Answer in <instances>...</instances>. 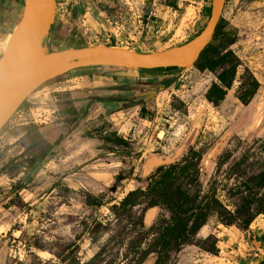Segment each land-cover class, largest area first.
Here are the masks:
<instances>
[{
	"label": "rangeland",
	"instance_id": "obj_1",
	"mask_svg": "<svg viewBox=\"0 0 264 264\" xmlns=\"http://www.w3.org/2000/svg\"><path fill=\"white\" fill-rule=\"evenodd\" d=\"M57 1L53 27L60 48L54 51L83 42L155 52L192 39L204 26L212 0H177L176 8L161 0L150 8L148 0ZM236 1L227 0L222 35L208 50L214 61L232 53L237 65L232 87L218 105L207 99V92L220 84L222 68L200 70L196 65L172 77L155 74L167 73L164 69H77L28 97L0 134V249L10 238L9 264H67L69 256L75 264H144L151 253L157 254V264H225L212 260L220 250L229 259L223 244H238L241 237L264 244V214L248 228L241 222L246 196L264 195V187L252 181L264 173V132L250 148L240 150L264 112V0ZM24 8L25 0H7L1 6L0 58ZM145 12L149 21H144ZM123 70L141 76L124 77ZM159 83L165 85L157 93H146ZM128 99L134 104L128 105ZM251 103L252 116L203 181V157ZM73 109L79 116L74 126L63 122ZM31 123L54 144V155L34 173L6 169L10 158L29 155L24 126ZM105 124L127 138L130 147L108 152L96 138L85 136ZM194 127L198 129L190 150L172 170L173 184L196 196L193 211L204 215L205 222L181 246L172 243L168 258H163L167 251L161 237L173 213L168 198L152 192L150 179L141 181L142 167L150 155L173 154ZM135 190V204L121 206ZM89 194L102 196L103 205H89ZM155 206L157 217L147 226L145 215Z\"/></svg>",
	"mask_w": 264,
	"mask_h": 264
},
{
	"label": "water",
	"instance_id": "obj_2",
	"mask_svg": "<svg viewBox=\"0 0 264 264\" xmlns=\"http://www.w3.org/2000/svg\"><path fill=\"white\" fill-rule=\"evenodd\" d=\"M226 0H212L210 12L200 32L179 46L155 52H141L114 45L70 47L50 51L48 42L57 15V0H25L21 19L13 30L6 49L0 58V131L20 106L44 84L71 71L88 67H116L136 71L152 69H187L195 65L205 48L211 43L222 18ZM11 64V67H9ZM124 77H140L139 72L123 70ZM254 111L251 103L240 119L229 128L207 152L201 162L202 179L205 181L217 163L224 147L237 131L250 119ZM264 112L244 139L241 151H246L264 132L261 122ZM262 128V129H261ZM194 127L180 146L170 156L153 154L145 158L141 181L154 177L159 168L180 162L196 137ZM158 207L150 208L144 223H154ZM205 228V227H204ZM203 228V229H204ZM11 239L0 249V264H8ZM158 256L151 253L144 264H156ZM264 253L251 264H262Z\"/></svg>",
	"mask_w": 264,
	"mask_h": 264
},
{
	"label": "trees",
	"instance_id": "obj_3",
	"mask_svg": "<svg viewBox=\"0 0 264 264\" xmlns=\"http://www.w3.org/2000/svg\"><path fill=\"white\" fill-rule=\"evenodd\" d=\"M153 2L154 0H148L149 8L152 6ZM161 2H163V4L167 7L176 8L177 6V0H161ZM209 12L210 8H208V13ZM147 14L148 13L145 12L144 21H149ZM52 31L53 35L51 37V40L47 44L50 51H54V47L60 48V42L57 41L56 36H54V29ZM220 34L222 35V22L219 23L212 41L220 38ZM211 45L212 43H210L205 48L195 65L200 70L210 71H214L219 67H224L223 71H221L218 75L220 84H213L207 92V99L215 105H218L224 100L227 90L232 87V83L237 73V65L235 62H233L232 53L229 52L224 54L223 56H220L217 60L214 61L210 57V55H208V50L210 49ZM69 46L79 48L86 46V44L81 42L74 45H68V47ZM226 47L227 45L221 47V51ZM227 63H229V65L226 66ZM25 104L26 101L20 106L19 109H22ZM70 113L71 116L66 117L63 122L74 126L78 122L79 116H77L78 114L75 109L71 110ZM5 129L6 126L0 131V134L4 132ZM24 129L27 131L26 137L29 140L27 146L29 155L21 158L12 157L8 160L5 167L6 169L8 168L10 170L26 168L27 171L35 172L41 164L49 159V157L54 155L55 146L46 137H44L41 127L38 124H28L24 126ZM85 136L87 138H96L97 142L98 139L103 141L101 146L100 144L98 145L100 148H104L108 152H112L116 149L129 146V143L125 141L121 136H119L116 131L106 129V127L102 126L100 128L87 131L85 133ZM2 156L3 153L0 152V159L2 158ZM176 167L177 164L166 168L161 167L159 168L157 174L149 180V185H152V187L150 188L152 192L157 193L159 197H165L166 199L168 198L167 201L169 202L170 209L173 213V218L164 228L161 237V246L164 251H167L165 253V256H162L163 258H168V250L171 247L170 245L172 243H176L173 245L181 246L182 244L179 243H182V241H186L190 236L196 234L205 222L204 215L193 211L195 209V201L197 200L196 196H191L189 192L184 190L182 187L174 186V175L172 174V170H174V168ZM130 172H132V170H130ZM260 177H263L261 181H259ZM252 181L257 183V186L263 188L264 173L261 176L253 178ZM21 185L22 184L20 183L18 186H15V188H13L12 194H16V191L21 187ZM137 196L138 190L130 192L121 202V206H124L125 208L132 207L135 204ZM246 197V204L244 207L246 217H244L241 222L246 228H248L251 223L257 218V216L264 214V195L258 198L257 192H254ZM86 201L89 205H95L98 207L103 205L102 196L100 197L89 194L86 196ZM156 203L157 202H154L153 205H155ZM67 260L69 261L67 264H75L70 256L66 259V261ZM262 264H264V262Z\"/></svg>",
	"mask_w": 264,
	"mask_h": 264
},
{
	"label": "crops",
	"instance_id": "obj_4",
	"mask_svg": "<svg viewBox=\"0 0 264 264\" xmlns=\"http://www.w3.org/2000/svg\"><path fill=\"white\" fill-rule=\"evenodd\" d=\"M236 241L238 244H223L228 251L230 264H251L264 252V244H250L242 237ZM215 258L212 260L215 261Z\"/></svg>",
	"mask_w": 264,
	"mask_h": 264
},
{
	"label": "flooded vegetation",
	"instance_id": "obj_5",
	"mask_svg": "<svg viewBox=\"0 0 264 264\" xmlns=\"http://www.w3.org/2000/svg\"><path fill=\"white\" fill-rule=\"evenodd\" d=\"M237 1H238V0H237ZM237 1H236V2H237ZM5 2H7V0H0V17H1V15H2V13H1V6L4 5ZM226 2H227V0H226ZM225 6H226V4H225ZM224 8H225V7H224ZM53 26H54V25H53ZM15 27H16V26H15ZM14 29H15V28H14ZM53 29H54V27L52 28V30H53ZM52 35H53V31H52ZM223 69H224V67H222V71H223ZM158 70H160V69H158ZM164 70H166V69H164ZM182 70H184V69H180V70L169 69L167 73H163L164 75H163L162 73H155V74H157L158 76H159V75H162V76L172 77V76H174L175 74H177L178 72H181ZM166 74H167V75H166ZM164 85H165V84H162V83L160 84V83H159V85L156 87V89H154V91H152V92H146V93H149V94L157 93V92H158V89H157V88H158V87H159V88H163ZM162 90H164V89H162ZM149 94H148V95H149ZM140 99H141V98H140ZM134 101H135L134 99H131V100L128 99V100H127L128 105H132V104H134ZM142 104H143V103H141V105H142ZM141 107H142V106H141ZM142 109H144V108L142 107ZM142 109H141V110H142ZM103 125H104V124H103ZM107 125H108V124H107ZM5 126H6V125H5ZM102 127H106V129H107L108 126H106V124H105V126H102ZM117 133H118V132H117ZM118 135L121 136L125 141H127V142L129 143V146H128V147H122V148H119V149H116V150L119 151V150H125V149H128V148L130 147V142L128 141V139L125 138L124 136L120 135L119 133H118ZM102 142H103V141H101V140L98 139V143L100 144V146H101ZM101 149H104V148H101ZM116 150H114V151H116ZM105 151H106V150H105Z\"/></svg>",
	"mask_w": 264,
	"mask_h": 264
},
{
	"label": "built area",
	"instance_id": "obj_6",
	"mask_svg": "<svg viewBox=\"0 0 264 264\" xmlns=\"http://www.w3.org/2000/svg\"><path fill=\"white\" fill-rule=\"evenodd\" d=\"M222 253H223V250H220V253H219V255L218 256H216V258H215V260L217 261V260H226L225 262V264H230V260L228 259H226L227 257H224V256H222ZM223 264V263H222Z\"/></svg>",
	"mask_w": 264,
	"mask_h": 264
},
{
	"label": "bare ground",
	"instance_id": "obj_7",
	"mask_svg": "<svg viewBox=\"0 0 264 264\" xmlns=\"http://www.w3.org/2000/svg\"><path fill=\"white\" fill-rule=\"evenodd\" d=\"M9 67H11V64H9Z\"/></svg>",
	"mask_w": 264,
	"mask_h": 264
}]
</instances>
